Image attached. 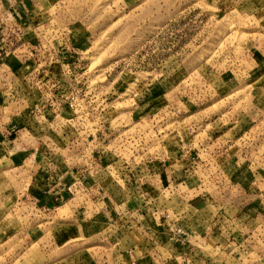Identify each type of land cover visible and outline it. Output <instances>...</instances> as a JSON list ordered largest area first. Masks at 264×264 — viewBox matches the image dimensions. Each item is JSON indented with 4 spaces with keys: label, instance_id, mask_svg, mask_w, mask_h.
Listing matches in <instances>:
<instances>
[{
    "label": "rangeland",
    "instance_id": "374dc122",
    "mask_svg": "<svg viewBox=\"0 0 264 264\" xmlns=\"http://www.w3.org/2000/svg\"><path fill=\"white\" fill-rule=\"evenodd\" d=\"M14 117L0 264H264V0H0ZM46 162L81 208L30 210Z\"/></svg>",
    "mask_w": 264,
    "mask_h": 264
},
{
    "label": "crops",
    "instance_id": "0c3cea01",
    "mask_svg": "<svg viewBox=\"0 0 264 264\" xmlns=\"http://www.w3.org/2000/svg\"><path fill=\"white\" fill-rule=\"evenodd\" d=\"M1 70L3 71L4 68ZM19 119V117L11 118L8 124L3 126L2 130L4 133H2L3 131L1 132L0 140L14 142L17 139L15 134L21 130ZM45 141L46 138L43 143ZM42 149L44 151L47 148L44 147ZM48 153L50 154L51 152ZM34 172V176L30 178L33 180L32 185H30L28 193L25 194L26 202L29 208L31 207L30 210H34V207L37 206L39 213L44 216L45 212L50 211L51 208L57 209L71 202L78 204L73 211L81 208L80 196H75L74 189L71 187V179H77L79 174L77 170L68 171L65 166H54L52 163L46 162L38 163Z\"/></svg>",
    "mask_w": 264,
    "mask_h": 264
},
{
    "label": "built area",
    "instance_id": "2783aa9c",
    "mask_svg": "<svg viewBox=\"0 0 264 264\" xmlns=\"http://www.w3.org/2000/svg\"><path fill=\"white\" fill-rule=\"evenodd\" d=\"M74 102H75V97H70V100H66V105L68 106V107H73L74 106ZM99 158V157H98ZM98 165V164H97ZM108 165H110V164H108ZM108 165H107V167H108ZM125 167H127V166H125ZM144 169H146V167L144 168H142V166H139V170L140 171H142L143 170V172H144ZM77 170H80V172L81 171H84V170H86V168L84 169V170H82V169H77ZM93 170H97V166L93 169ZM129 170H130V168H129ZM70 171H73V169H72V167H71V169H70ZM127 171V170H126ZM95 174H96V171H95ZM85 176H81V179H80V182L82 183H84V184H86V181H85V178H84ZM77 181H74V186H75V183H76Z\"/></svg>",
    "mask_w": 264,
    "mask_h": 264
}]
</instances>
